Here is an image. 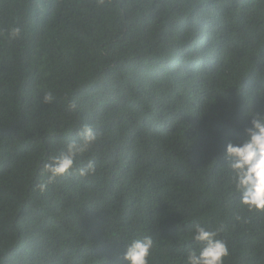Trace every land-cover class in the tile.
<instances>
[{"label":"trees","instance_id":"1","mask_svg":"<svg viewBox=\"0 0 264 264\" xmlns=\"http://www.w3.org/2000/svg\"><path fill=\"white\" fill-rule=\"evenodd\" d=\"M251 114L264 0H0V264H129L145 236L150 264H186L197 224L224 264H264V211L226 156ZM85 124L97 141L75 168L95 171L48 182Z\"/></svg>","mask_w":264,"mask_h":264},{"label":"clouds","instance_id":"2","mask_svg":"<svg viewBox=\"0 0 264 264\" xmlns=\"http://www.w3.org/2000/svg\"><path fill=\"white\" fill-rule=\"evenodd\" d=\"M20 34L18 27L10 30V36ZM51 93L45 95V102L51 103ZM74 107V105H72ZM251 126L245 130L246 139L242 142L229 143L226 156L231 158L230 168L233 172L232 183L235 191L240 193L241 203L249 210L264 211V116L251 114ZM79 141L72 140L64 151L52 155L44 164L43 175L48 182L67 175L71 170L78 171L80 176H88L95 171L89 163L87 167L76 169L77 158L96 143L97 134L91 125L85 124L78 132ZM40 191L47 189V183L39 185ZM219 229L208 230L197 224L191 233V239L199 245V250L191 248L186 256V264H224L229 255L227 244L218 238ZM153 240L149 236L132 239L127 245L124 259L129 264H150Z\"/></svg>","mask_w":264,"mask_h":264}]
</instances>
